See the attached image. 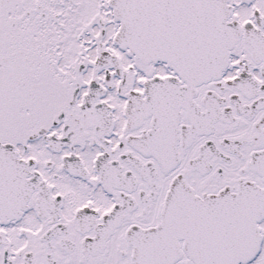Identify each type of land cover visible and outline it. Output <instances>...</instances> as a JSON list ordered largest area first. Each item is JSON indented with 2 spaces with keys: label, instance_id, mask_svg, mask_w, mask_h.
Here are the masks:
<instances>
[{
  "label": "snow or ice",
  "instance_id": "snow-or-ice-1",
  "mask_svg": "<svg viewBox=\"0 0 264 264\" xmlns=\"http://www.w3.org/2000/svg\"><path fill=\"white\" fill-rule=\"evenodd\" d=\"M0 264H264V0H0Z\"/></svg>",
  "mask_w": 264,
  "mask_h": 264
}]
</instances>
